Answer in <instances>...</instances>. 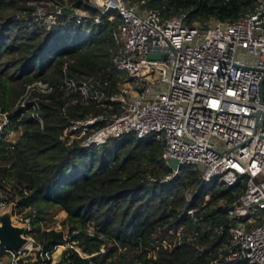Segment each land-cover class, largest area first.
<instances>
[{
  "label": "built area",
  "instance_id": "1",
  "mask_svg": "<svg viewBox=\"0 0 264 264\" xmlns=\"http://www.w3.org/2000/svg\"><path fill=\"white\" fill-rule=\"evenodd\" d=\"M254 1V7L235 21L211 18L208 24L189 22L187 12L165 18L157 9L121 0H88L91 10L67 0H25L26 10L14 15L27 29L43 33L66 27L88 33L111 26L114 52L107 70L111 79L89 76L60 86L64 107L94 105L99 113L70 121L61 140L79 141L82 149H88L125 135L151 138L163 144L161 160L170 169L159 183H167L187 167L199 172V187L244 186L235 201L228 205L218 201L213 207L220 208L214 216L225 213L229 224L226 241L205 264H264V0ZM64 8L72 12L65 15ZM151 55L158 59H150ZM51 91L46 84L28 86L16 106L22 113L31 110L40 128L39 98L31 94ZM13 118L12 111L0 108V149L9 159L21 128L20 120ZM171 162L178 167L171 168ZM196 193V188H188L186 201ZM6 198L0 188V210L12 205L13 218L27 225L26 236L31 239L20 251L3 252L9 254L10 264H19L38 250L31 236L36 213L20 215L18 200ZM209 198L206 195L201 205L182 214L193 223L199 221L195 215L204 213ZM202 220L203 232L223 234V225L212 227L208 217ZM158 231L159 240L148 249V257L155 258L160 247L170 251L183 243L203 255L204 244L184 225L162 226ZM68 248L81 258L89 257ZM60 249L64 247L40 254L41 264L58 263ZM104 251L100 248L94 255Z\"/></svg>",
  "mask_w": 264,
  "mask_h": 264
},
{
  "label": "trees",
  "instance_id": "2",
  "mask_svg": "<svg viewBox=\"0 0 264 264\" xmlns=\"http://www.w3.org/2000/svg\"><path fill=\"white\" fill-rule=\"evenodd\" d=\"M67 1L91 10L88 0ZM124 1L133 4L142 0ZM144 1L143 7L157 9L165 18L187 12L189 22L202 23L211 18L235 21L255 4L254 0ZM24 10L25 0H0V60L4 56L5 66L20 67L22 78L15 84L12 79L2 78L0 71V108L12 111L13 121L19 119L21 126L12 157L9 159L5 150L0 149L1 162L10 163L9 167L0 168V188L6 193V201L18 198L20 215L31 216L33 210L37 214L31 236L38 250L20 259L19 264H41L40 254L64 245L77 248L89 257L81 258L67 248L56 264H205L212 251L226 241L229 224L225 213L214 216L220 208L213 207L218 201L226 205L235 201L244 186L199 187V172L187 167H181L179 175L167 183H159L158 180L170 174V169L161 160L163 144L151 138L139 140L125 135L88 149H82L79 141L61 140L70 121L99 113L94 105L64 107L66 101L62 100L60 86L66 80L79 82L89 76L111 79L112 75H107L114 52L111 26L93 28L91 40L86 44L81 40L85 33L77 31L76 46L68 47L52 59L57 35L71 29L50 33L29 30L14 19L16 13ZM25 30L32 33L26 41L19 39ZM41 64L51 66L48 75L41 74ZM36 66L37 73H31ZM33 84L52 88L48 95L31 94L32 98H39L36 103L42 128L32 118L31 110L22 113L16 107L26 88ZM188 188L197 190L191 202L185 198ZM206 195L210 197L206 209L204 213H196L199 221L193 223L182 212L201 205ZM49 207L64 212L67 236L62 230H39L38 220ZM207 217L212 227L224 226L222 235L203 232L202 219ZM179 225H184L188 233H197V242L204 244L203 255L199 257L191 245L183 243L170 251L160 247L155 258L148 257V249H153L159 240V228ZM73 231L78 233L71 235ZM100 248L105 253L94 255Z\"/></svg>",
  "mask_w": 264,
  "mask_h": 264
},
{
  "label": "rangeland",
  "instance_id": "3",
  "mask_svg": "<svg viewBox=\"0 0 264 264\" xmlns=\"http://www.w3.org/2000/svg\"><path fill=\"white\" fill-rule=\"evenodd\" d=\"M122 2H124L125 4H129L127 2H125L124 0H121ZM144 1V0H142ZM142 1H139V2H135L133 3L135 6L137 7H142L144 8L143 6V3ZM146 3V1H144ZM131 5V4H129ZM139 10H141L139 8ZM200 24H208L209 21H205V22H199ZM31 32H28V31H23L22 32V37L20 36L19 39L21 40H28L30 39V36H31ZM91 32H88V33H85L83 34V38L81 39L82 40V43L83 44H86L87 42H90L91 40ZM78 38V35H77V30L76 29H72V30H67V31H63V32H60L57 37H56V41L53 43V46H52V59H56L57 55L62 53L64 50L68 49V47L70 46H76V40ZM81 43V42H80ZM75 44V45H74ZM4 46H8V44L4 43L3 44ZM86 46V45H85ZM81 52L84 51V46L82 45L81 46ZM16 54V53H14ZM15 56H19V55H15ZM7 63V60L3 58L0 60V71L2 72L1 75H2V78H4L5 80H9V79H12L13 82H15V84H19V82L21 81V68L20 67H7L5 66ZM38 66L34 67V69L31 70V73H37L38 71ZM41 68H42V71L41 74H45V75H48L51 71V66L49 67H46L44 64H41ZM0 94H1V90H0ZM18 102V100H17ZM16 104H19L16 103ZM21 134V128H19V136ZM3 166V163L0 162V168ZM5 167V165H4ZM177 168V163L176 162H171V168ZM151 181V180H150ZM8 197H10L8 195ZM15 199H18V198H15ZM45 213H43L42 217L38 220V228L39 230L41 231H48V230H62L64 232V234H66L68 231V227L67 225L64 224V220H65V214L64 212L60 211L58 208H55V207H49V208H46L45 209ZM33 212L36 213V210H33ZM37 216V214H36ZM33 227V223L31 224V228ZM90 231V230H89ZM91 232V231H90ZM69 245H64V249H60V255H58L57 251V255L59 256V258L62 256V253L68 248ZM104 249V248H103ZM79 250V249H78ZM105 250V249H104ZM80 251V250H79ZM106 251V250H105ZM104 251V253H105ZM56 255V256H57ZM10 260V256L9 254H6V253H3L0 255V264H6L7 261Z\"/></svg>",
  "mask_w": 264,
  "mask_h": 264
},
{
  "label": "water",
  "instance_id": "4",
  "mask_svg": "<svg viewBox=\"0 0 264 264\" xmlns=\"http://www.w3.org/2000/svg\"><path fill=\"white\" fill-rule=\"evenodd\" d=\"M72 10L63 9L65 15ZM150 59H158V56L151 55ZM13 206L0 210V254L3 252H17L28 245L31 239L26 236L27 225L13 218Z\"/></svg>",
  "mask_w": 264,
  "mask_h": 264
},
{
  "label": "bare ground",
  "instance_id": "5",
  "mask_svg": "<svg viewBox=\"0 0 264 264\" xmlns=\"http://www.w3.org/2000/svg\"><path fill=\"white\" fill-rule=\"evenodd\" d=\"M101 1H105V0H100V2H101Z\"/></svg>",
  "mask_w": 264,
  "mask_h": 264
},
{
  "label": "crops",
  "instance_id": "6",
  "mask_svg": "<svg viewBox=\"0 0 264 264\" xmlns=\"http://www.w3.org/2000/svg\"><path fill=\"white\" fill-rule=\"evenodd\" d=\"M9 261H7L6 263H8ZM0 263H2V262H0Z\"/></svg>",
  "mask_w": 264,
  "mask_h": 264
}]
</instances>
